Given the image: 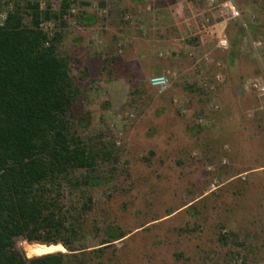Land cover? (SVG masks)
I'll list each match as a JSON object with an SVG mask.
<instances>
[{"label":"rangeland","instance_id":"1","mask_svg":"<svg viewBox=\"0 0 264 264\" xmlns=\"http://www.w3.org/2000/svg\"><path fill=\"white\" fill-rule=\"evenodd\" d=\"M232 1L242 18L228 21V49L201 32L204 13L221 20L206 0H76L42 21L81 88L79 135L112 153L87 215L128 233L107 264H264V94L252 86L264 82V0ZM49 8L59 1L41 0ZM167 73L165 90L151 86ZM93 236L99 247L104 230ZM37 244L51 245L18 241L27 257Z\"/></svg>","mask_w":264,"mask_h":264},{"label":"trees","instance_id":"2","mask_svg":"<svg viewBox=\"0 0 264 264\" xmlns=\"http://www.w3.org/2000/svg\"><path fill=\"white\" fill-rule=\"evenodd\" d=\"M58 1L54 11L42 10L41 0H14L0 25V264H107V249L128 235L114 225L90 228L87 219L93 189L104 183L102 163L112 153L78 133L85 122L73 109L81 88L60 52V34L51 37L41 27L43 19H62L76 2ZM103 230L99 247L85 244ZM19 240L60 242L68 251L27 257Z\"/></svg>","mask_w":264,"mask_h":264},{"label":"built area","instance_id":"3","mask_svg":"<svg viewBox=\"0 0 264 264\" xmlns=\"http://www.w3.org/2000/svg\"><path fill=\"white\" fill-rule=\"evenodd\" d=\"M206 1L209 4V6L211 7L210 10L220 9V15L219 16L221 17V20L218 22L213 21L209 13H207V14L204 13L202 15V20L200 23L201 32L208 33V32L214 31L216 33L217 46L221 49H228L230 46V41H229V38H228L227 33H226L228 21L241 19L242 18V12L232 0H226L225 2H222V3H220L219 0H206ZM221 7H224V9ZM188 12H191V10H188ZM5 19H6V16H5ZM5 19H4V21L0 22V25L4 24ZM47 23L48 22L41 23V27H43V25L47 24ZM220 25H222V29H220L218 32V30L216 28ZM262 45H264V42H262V41L256 42V46H262ZM203 60L209 64L214 63L216 67L220 68V63H218V62L215 63V60L213 58L209 57L208 55L204 56ZM155 77H163L165 79L166 83L160 87H154V88H156L160 91H163L169 86L170 78H169L168 73L153 76L150 78V82ZM220 77H221L220 73L216 75V78L218 80L220 79ZM252 86L255 89H257V91L260 94H264V82H259L257 80L256 82L253 83Z\"/></svg>","mask_w":264,"mask_h":264},{"label":"bare ground","instance_id":"4","mask_svg":"<svg viewBox=\"0 0 264 264\" xmlns=\"http://www.w3.org/2000/svg\"><path fill=\"white\" fill-rule=\"evenodd\" d=\"M45 249H53V250H63L64 247L62 244H51V245H46V244H37L36 246L32 247V250L36 254H43L45 253Z\"/></svg>","mask_w":264,"mask_h":264},{"label":"clouds","instance_id":"5","mask_svg":"<svg viewBox=\"0 0 264 264\" xmlns=\"http://www.w3.org/2000/svg\"><path fill=\"white\" fill-rule=\"evenodd\" d=\"M151 85L153 87H160L162 86L163 84L166 83L165 79L163 77H155L151 80Z\"/></svg>","mask_w":264,"mask_h":264},{"label":"water","instance_id":"6","mask_svg":"<svg viewBox=\"0 0 264 264\" xmlns=\"http://www.w3.org/2000/svg\"><path fill=\"white\" fill-rule=\"evenodd\" d=\"M56 251H60V250H53V249H52V251H46V252L43 253V254L53 253V252H56Z\"/></svg>","mask_w":264,"mask_h":264},{"label":"crops","instance_id":"7","mask_svg":"<svg viewBox=\"0 0 264 264\" xmlns=\"http://www.w3.org/2000/svg\"><path fill=\"white\" fill-rule=\"evenodd\" d=\"M181 2H177L176 4L177 5H179ZM190 7V6H189ZM188 10H191V8H188L187 10H186V12H188Z\"/></svg>","mask_w":264,"mask_h":264},{"label":"snow or ice","instance_id":"8","mask_svg":"<svg viewBox=\"0 0 264 264\" xmlns=\"http://www.w3.org/2000/svg\"><path fill=\"white\" fill-rule=\"evenodd\" d=\"M45 251H52V249H45Z\"/></svg>","mask_w":264,"mask_h":264}]
</instances>
